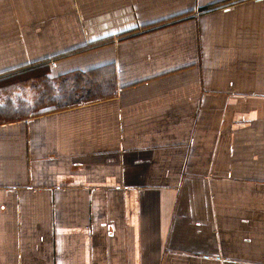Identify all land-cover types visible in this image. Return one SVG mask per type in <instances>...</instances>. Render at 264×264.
<instances>
[{
    "label": "crops",
    "instance_id": "crops-1",
    "mask_svg": "<svg viewBox=\"0 0 264 264\" xmlns=\"http://www.w3.org/2000/svg\"><path fill=\"white\" fill-rule=\"evenodd\" d=\"M75 2L79 17L74 0H0V35L23 44L76 19L98 30L2 52L0 77L53 61L117 80L0 123V264H264V0ZM132 32L130 54H63Z\"/></svg>",
    "mask_w": 264,
    "mask_h": 264
},
{
    "label": "trees",
    "instance_id": "trees-1",
    "mask_svg": "<svg viewBox=\"0 0 264 264\" xmlns=\"http://www.w3.org/2000/svg\"><path fill=\"white\" fill-rule=\"evenodd\" d=\"M72 72V71H71ZM84 72L64 74L60 84L48 74V67L40 65L0 77V122L20 120L25 115L40 114L55 109H64L83 102L109 97L114 93V80L102 78V82ZM41 83L44 87L34 84ZM28 90L35 92L34 101H29ZM38 89L35 90L33 87Z\"/></svg>",
    "mask_w": 264,
    "mask_h": 264
},
{
    "label": "rangeland",
    "instance_id": "rangeland-1",
    "mask_svg": "<svg viewBox=\"0 0 264 264\" xmlns=\"http://www.w3.org/2000/svg\"><path fill=\"white\" fill-rule=\"evenodd\" d=\"M38 7H42V6L39 5ZM74 7H75V15L76 17H79L80 16V13H78L79 5L77 4V2H75V0H74ZM77 13L79 16L77 15ZM208 21H210V19H208ZM74 22H75L76 27H74L73 29H63V28L62 29H49V28L40 29L37 32V35L39 36V38L36 40L35 38H32L31 42H26L25 44L18 42L19 40L18 32L19 31L16 30L14 27H11L10 30H6L5 32H2L3 34L0 35V53L6 52V54L11 53V55L21 54L23 52V46H26V47L28 46L30 54H32V52L38 53V52H51L55 50H62L64 48L72 46L73 43H76V42L78 43L79 41H81V38L82 36H84L85 33L95 34L98 32V30L96 31V29H93V28L88 29L85 27L78 26L77 24H79L78 23L79 21L77 19ZM31 31L35 32V30H31ZM206 33L208 34V32ZM4 35H7V36L4 37ZM131 38H134V32L128 33V34H122V35L117 36L116 38L107 39L105 41L88 44L87 46H76L75 48L65 51V53L63 54L70 55L78 63H81V64L82 62L90 61V59L94 57L103 56L105 58L107 56L115 55L120 52H125L127 54H130L134 50V43H131L129 41ZM3 43H6V44H3ZM125 43H127V45H125ZM115 46H117L118 49H116ZM254 56H257V55H254ZM253 60L256 61L257 58ZM51 63H53V61H49V62L46 61V62L39 63V64L30 66L27 68L36 67L40 65L42 66L46 65L48 67V74H50V77L52 78L53 81H56V83H59L60 79L65 76L64 74H68V72L72 73L74 71V73H76V72L87 71V70H72V72L68 71L65 73H56L52 69ZM27 68H24L22 70H25ZM114 69H115L114 64L104 65L103 67H97L95 69L93 68V69L88 70L87 76H90L92 77V79L97 80L96 82L98 83L102 82L103 80L102 78H107L110 80L112 79L114 80V83H115L117 80H116ZM22 70H19V71L22 72ZM34 84L36 85V84H41V83L34 82ZM39 86L44 87V85L42 84ZM25 88L27 89V91H29L27 92L29 101H32V100L34 101L35 92L32 90H28L29 88H31L30 86H28V84H26ZM33 88L38 91L36 86ZM36 115L38 114L32 115V112H31L30 115L26 114L25 117H23L22 119L28 120L29 118L34 117ZM8 122H11V121H8Z\"/></svg>",
    "mask_w": 264,
    "mask_h": 264
}]
</instances>
